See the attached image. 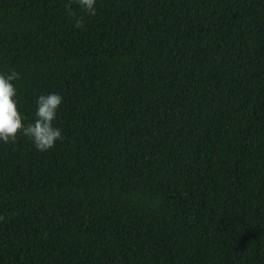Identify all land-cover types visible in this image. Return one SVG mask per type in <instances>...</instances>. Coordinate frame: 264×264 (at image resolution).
<instances>
[{
    "label": "trees",
    "instance_id": "obj_1",
    "mask_svg": "<svg viewBox=\"0 0 264 264\" xmlns=\"http://www.w3.org/2000/svg\"><path fill=\"white\" fill-rule=\"evenodd\" d=\"M96 8L0 0L24 122L63 98L52 148L0 143V264H264V0Z\"/></svg>",
    "mask_w": 264,
    "mask_h": 264
},
{
    "label": "clouds",
    "instance_id": "obj_2",
    "mask_svg": "<svg viewBox=\"0 0 264 264\" xmlns=\"http://www.w3.org/2000/svg\"><path fill=\"white\" fill-rule=\"evenodd\" d=\"M74 2L83 14H96L97 0ZM67 11L73 17L74 27H81L83 18L72 10L71 4L68 5ZM19 78L20 73L15 70L0 72V143L14 142L20 133L30 140L36 150L47 151L63 139L61 129L54 124L62 103V95L59 92H42L36 95L32 118L24 122L22 113L18 111L17 90L13 83Z\"/></svg>",
    "mask_w": 264,
    "mask_h": 264
}]
</instances>
